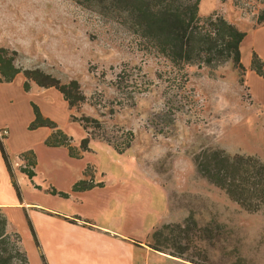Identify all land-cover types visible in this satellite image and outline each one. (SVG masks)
I'll use <instances>...</instances> for the list:
<instances>
[{"label":"rangeland","instance_id":"1","mask_svg":"<svg viewBox=\"0 0 264 264\" xmlns=\"http://www.w3.org/2000/svg\"><path fill=\"white\" fill-rule=\"evenodd\" d=\"M259 2L201 0L200 16L217 13L244 32V14ZM95 4L0 0V49L22 70H41L61 84L77 81L86 98L71 112L93 121L87 130L92 151L82 152L88 135L73 122L70 143L80 146L81 155L69 170L95 181L127 176L126 188L146 201L138 209L146 212V227L154 231L184 224L189 217L217 231L215 239L196 242L202 252L198 262L206 256L205 264H264V207L247 213L203 177L196 163L203 151L245 155L244 148L254 147L262 118L249 107L244 74L232 62L215 68L173 66L120 25L117 15L102 14ZM241 62L244 66V42ZM119 74L134 81L129 91L116 88ZM131 134V147L123 155L111 153L107 140L123 146ZM47 163L40 165L43 174L51 173Z\"/></svg>","mask_w":264,"mask_h":264},{"label":"crops","instance_id":"2","mask_svg":"<svg viewBox=\"0 0 264 264\" xmlns=\"http://www.w3.org/2000/svg\"><path fill=\"white\" fill-rule=\"evenodd\" d=\"M253 9L244 14L245 81L249 107H256L262 122L254 147L244 148V154L264 159V77L252 69L254 54L264 64V26L256 23L264 4L259 2ZM25 83L21 74L12 82H2L0 75V128L8 130V137L0 141V209L8 220V231L21 236L30 264H44V259L47 264H187L151 248L156 227H146V212L139 211L146 201L140 200L142 196L131 186L126 188L127 176L106 181L93 179L94 184L102 186L73 191L79 181L88 177L84 174V179L69 170L74 158L67 147L46 145L57 131L71 139V109L55 88L31 83L26 91ZM34 106L44 120L57 127L30 129L36 120ZM71 145L81 155L80 146ZM89 148L91 152V144ZM29 152L35 154L37 163L36 175L31 179L24 172ZM42 162L52 165L51 173L40 171ZM137 211L140 217L136 216Z\"/></svg>","mask_w":264,"mask_h":264},{"label":"trees","instance_id":"3","mask_svg":"<svg viewBox=\"0 0 264 264\" xmlns=\"http://www.w3.org/2000/svg\"><path fill=\"white\" fill-rule=\"evenodd\" d=\"M75 1L82 5L91 1L93 4L96 3L94 6L99 8L102 14L114 13L119 17L120 25L149 44L150 48L170 61L173 66L182 68L185 65H198L200 68H215L232 62L234 68L245 76L246 69L241 62V45L246 33L217 13L202 18L200 16L201 0ZM260 2L264 4V0ZM256 23L264 26V10L258 12ZM263 67V62L254 54L252 69L264 77ZM20 74L26 79V91L30 89L31 83L40 88H55L63 95L70 109L86 101L77 81L61 84L57 78L41 70H22L15 66L13 56H9L5 50L0 49L1 81L12 82ZM132 84L134 81H131V77H126L125 74L117 75L115 85L118 90L127 92ZM34 109L36 120L30 129L40 126L53 129L57 127L56 124L44 120L36 106ZM71 118L73 122H79L88 135L81 144V150L90 151L91 136L87 130L90 128L88 124L93 121L73 115ZM94 122L97 127H101L98 121ZM133 139L134 136L131 134L130 139L123 146L117 142L107 141L116 153L123 155L131 147ZM70 142L71 139L57 131L46 141V145L65 146L72 158H78L80 155ZM2 151L5 155L3 147ZM28 155L30 158L24 172L31 179L36 175L34 169L37 163L33 152H29ZM196 163L203 177L225 192L231 201L247 213L255 214L262 211L264 207V162L262 160L254 156L230 155L217 150L201 152L196 157ZM101 186V184H94L92 179L81 180L73 187V191H86ZM61 196L68 195L61 193ZM7 227L8 220L0 209V264H30L27 253L22 249L21 236L17 233H9ZM217 236V231L215 233L213 229L201 227L193 217H189L184 224H166L157 228L152 234L151 248L190 264H205L206 256L204 262L196 260V257L198 258L202 253L196 242L201 239L211 241ZM169 246L174 249L173 252L166 251ZM193 253L198 254L196 256ZM44 264H47L45 259Z\"/></svg>","mask_w":264,"mask_h":264},{"label":"built area","instance_id":"4","mask_svg":"<svg viewBox=\"0 0 264 264\" xmlns=\"http://www.w3.org/2000/svg\"><path fill=\"white\" fill-rule=\"evenodd\" d=\"M6 137H8V130L0 128V141H4Z\"/></svg>","mask_w":264,"mask_h":264}]
</instances>
